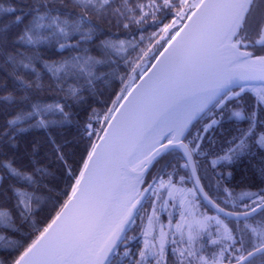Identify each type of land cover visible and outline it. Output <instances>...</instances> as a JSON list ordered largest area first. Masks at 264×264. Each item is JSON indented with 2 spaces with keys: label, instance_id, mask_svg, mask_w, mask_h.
<instances>
[{
  "label": "snow or ice",
  "instance_id": "1",
  "mask_svg": "<svg viewBox=\"0 0 264 264\" xmlns=\"http://www.w3.org/2000/svg\"><path fill=\"white\" fill-rule=\"evenodd\" d=\"M0 264H264V0H0Z\"/></svg>",
  "mask_w": 264,
  "mask_h": 264
}]
</instances>
